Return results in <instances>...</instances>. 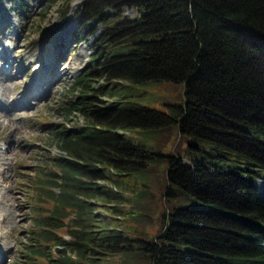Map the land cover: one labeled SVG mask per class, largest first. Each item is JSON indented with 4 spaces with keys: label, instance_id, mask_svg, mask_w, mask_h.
I'll use <instances>...</instances> for the list:
<instances>
[{
    "label": "trees",
    "instance_id": "trees-1",
    "mask_svg": "<svg viewBox=\"0 0 264 264\" xmlns=\"http://www.w3.org/2000/svg\"><path fill=\"white\" fill-rule=\"evenodd\" d=\"M81 5L103 29L62 109L84 120L56 124L60 152L23 177L10 264H264V0ZM164 80L181 99L145 104Z\"/></svg>",
    "mask_w": 264,
    "mask_h": 264
},
{
    "label": "rangeland",
    "instance_id": "rangeland-1",
    "mask_svg": "<svg viewBox=\"0 0 264 264\" xmlns=\"http://www.w3.org/2000/svg\"><path fill=\"white\" fill-rule=\"evenodd\" d=\"M83 1L0 0L4 7L0 8V49L9 44L13 48L10 56L14 57L8 77L0 74V101L7 104L22 95L25 86L32 82L36 68L46 64L49 53L57 59L56 66L63 78L53 88L36 83L45 91L43 97L31 99L25 95L17 107L10 109L9 116L0 114V264H10L19 256L23 233L31 226L33 214L22 186L23 177L44 154L60 152L51 134L56 124L64 122L69 128H77L84 120L78 113L65 119L62 109L63 97L71 93L68 88L75 76L91 62L95 39L103 29L99 21L85 20ZM65 4L68 7L63 13ZM118 10L124 15H134L136 11L128 5ZM112 11L106 10L108 14ZM49 48L51 52L46 54ZM19 65L23 73L15 74ZM181 91L179 82H153L147 85L144 102L168 110V103L181 99ZM174 132L170 131L171 141L164 151L173 150ZM179 143L175 144L178 148ZM254 187L264 197V174L256 178ZM158 225L159 222L148 230L155 232Z\"/></svg>",
    "mask_w": 264,
    "mask_h": 264
},
{
    "label": "bare ground",
    "instance_id": "bare-ground-1",
    "mask_svg": "<svg viewBox=\"0 0 264 264\" xmlns=\"http://www.w3.org/2000/svg\"><path fill=\"white\" fill-rule=\"evenodd\" d=\"M1 7H3L2 2H0V8ZM54 45H55V43H54ZM53 48H54V46H53ZM53 48H52V50H53ZM12 50H13V48H12ZM12 50L10 49L9 44H7L6 47H2L0 49V74L3 75V77L4 76L8 77L9 73L12 72L11 71V69H12L11 67H13V61L12 60L14 59V57L10 56ZM49 51H50V48L47 49L46 54H48ZM53 55H55V54H53ZM46 57H47V55H46ZM3 58L5 60H2ZM45 59L47 60L46 64L43 65L41 68H36L32 82H30L27 86H25L24 93L22 95L16 96V98L14 100L9 101L7 104H4L2 101H0V106H1L0 114H4V115L6 114L9 116L10 115V109L17 107L19 105V102L23 101V99H21V97H23L25 95H26L25 97H28L31 99L37 98L38 96L43 97L45 91L40 90V88H38V85H36V83L37 84L42 83L43 86H44V84H47V85L49 84L50 88H53L54 87L53 85L56 83L57 80L63 79L61 72L57 69V66H56L57 59H53V56L50 53H49V58H45ZM16 68L17 69L15 70V74H20V72L23 71L22 70L23 68L20 67V65L17 66ZM34 80H36V81L34 82ZM0 261H1V258H0Z\"/></svg>",
    "mask_w": 264,
    "mask_h": 264
}]
</instances>
